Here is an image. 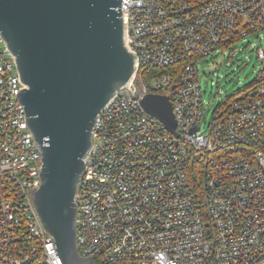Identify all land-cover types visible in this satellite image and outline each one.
Segmentation results:
<instances>
[{
  "label": "built area",
  "instance_id": "2783aa9c",
  "mask_svg": "<svg viewBox=\"0 0 264 264\" xmlns=\"http://www.w3.org/2000/svg\"><path fill=\"white\" fill-rule=\"evenodd\" d=\"M120 9L138 96H115L94 120L76 192L79 254L91 264H264V0H121ZM238 43L255 53L258 76L202 128L200 60ZM22 87L0 35V264H62L29 195L41 154ZM148 94L168 97L174 131L144 110Z\"/></svg>",
  "mask_w": 264,
  "mask_h": 264
},
{
  "label": "water",
  "instance_id": "95a60500",
  "mask_svg": "<svg viewBox=\"0 0 264 264\" xmlns=\"http://www.w3.org/2000/svg\"><path fill=\"white\" fill-rule=\"evenodd\" d=\"M120 3L0 0V35L23 84L16 98L41 154L40 184L29 195L62 264L92 263L76 246V192L92 151L94 120L115 96H138ZM140 103L175 130L167 96L148 94Z\"/></svg>",
  "mask_w": 264,
  "mask_h": 264
},
{
  "label": "rangeland",
  "instance_id": "374dc122",
  "mask_svg": "<svg viewBox=\"0 0 264 264\" xmlns=\"http://www.w3.org/2000/svg\"><path fill=\"white\" fill-rule=\"evenodd\" d=\"M261 45L264 47V41ZM234 48L231 47L223 55L213 53L200 60L202 66L199 68V80L206 104L202 128L210 122L212 111L223 99L240 97V90L258 76L261 63L251 51L250 45L238 43ZM144 77L149 84L155 83L152 77L146 74Z\"/></svg>",
  "mask_w": 264,
  "mask_h": 264
},
{
  "label": "trees",
  "instance_id": "16d2710c",
  "mask_svg": "<svg viewBox=\"0 0 264 264\" xmlns=\"http://www.w3.org/2000/svg\"><path fill=\"white\" fill-rule=\"evenodd\" d=\"M249 85H251V83H249L248 85H246L245 87H248ZM244 87V88H245ZM241 91V90H240ZM228 99L232 100L234 99L233 97H227ZM193 170V171H191ZM189 170V182L191 183V185H193L196 189H199V182L201 180V175L199 173L198 170L196 169H191Z\"/></svg>",
  "mask_w": 264,
  "mask_h": 264
}]
</instances>
